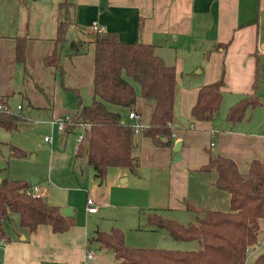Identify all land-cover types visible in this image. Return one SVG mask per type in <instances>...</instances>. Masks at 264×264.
<instances>
[{
	"label": "crops",
	"instance_id": "obj_1",
	"mask_svg": "<svg viewBox=\"0 0 264 264\" xmlns=\"http://www.w3.org/2000/svg\"><path fill=\"white\" fill-rule=\"evenodd\" d=\"M63 2L69 4L70 15L66 40L85 41L87 48L84 53L68 55L66 42L62 66L91 74V97L94 45L89 37L94 33L90 27L94 21L104 31L115 33L120 41L153 44L164 63L174 66L177 95L170 144L157 145L137 132L135 172L109 166L104 180L98 183L92 169L96 182L82 190L85 205L86 197L91 196L96 210L86 211L97 213L100 209L102 218H114L118 226L110 224L107 228L102 224L101 229L87 230L76 222L63 232H54L49 224H40L29 232L19 226L17 214L11 213L5 223L9 239L0 241V264H117L112 251L100 247L93 238L96 230L124 228L122 214L130 223L138 218L140 208L147 209L146 214L155 212L186 224L195 218V213L186 209L187 201L198 208L229 211L230 194L216 186L217 172L200 169L208 161L209 152L231 158L240 172H247L254 159L264 162V0H0V93L6 95L12 88V74L20 64L14 60V46L21 35L27 36L25 62L21 64L23 80L32 76L37 86L49 80L52 68L43 63V58L54 48L58 8ZM218 79L223 81L218 113L210 120L194 118L191 107L200 86ZM250 94H256L260 104L248 109L242 120L228 121V108ZM76 99L77 108L81 100L77 91ZM0 101L8 105L6 96ZM145 103L143 127L148 125L153 108L152 101ZM135 105L110 108L129 123V110L141 118V110ZM75 148L74 159L86 160L84 156L75 157ZM29 186L46 202L67 206L49 199L41 186L30 182ZM160 231L170 238L164 229ZM86 251L92 257L87 258ZM262 251L264 219L260 220L256 242L248 247L247 260Z\"/></svg>",
	"mask_w": 264,
	"mask_h": 264
},
{
	"label": "trees",
	"instance_id": "obj_2",
	"mask_svg": "<svg viewBox=\"0 0 264 264\" xmlns=\"http://www.w3.org/2000/svg\"><path fill=\"white\" fill-rule=\"evenodd\" d=\"M68 7L63 2L58 8L54 48L43 58V63L60 75L62 51L68 42L65 37L70 23ZM26 39V35L16 37L14 46V60L22 65ZM89 40L94 45L91 101L88 104L78 101L73 120L65 131L83 123L75 157L84 156L92 166L93 177L101 183L109 166L127 167L131 172L138 167V155L133 152L136 147L133 137L137 132L110 106L131 107L136 98L134 83L138 84L140 95L153 104L148 125L138 132L157 145H168L174 127L177 86L174 66L164 63L153 44L141 40L123 42L108 31L91 33ZM67 48L68 55L84 53L87 43L70 40ZM222 84V79H218L200 86L191 107L194 118L210 120L218 113ZM259 104L256 94L246 95L228 108L225 118L230 122L240 121L248 109ZM20 118L11 111L0 110V126L6 130L16 129ZM10 149L15 155L23 153L17 147ZM200 169L217 172L216 186L230 194L229 211L198 208L187 201L186 209L193 211L195 218L186 224L155 212L147 213L146 218L147 223L164 229L174 239L197 241V248L133 247L125 243L119 227L96 230L93 238L100 247L112 251L117 264H264V251L247 260L248 247L256 242L260 220L264 219V162L254 159L247 172H240L231 158L209 152L208 161ZM28 187L27 180L0 177V240L9 239L5 223L11 213L17 214L19 226L29 232L40 224H49L54 232H63L73 225V216H65L61 206L50 204L41 196L28 194Z\"/></svg>",
	"mask_w": 264,
	"mask_h": 264
},
{
	"label": "rangeland",
	"instance_id": "obj_3",
	"mask_svg": "<svg viewBox=\"0 0 264 264\" xmlns=\"http://www.w3.org/2000/svg\"><path fill=\"white\" fill-rule=\"evenodd\" d=\"M62 69V75L59 72L54 74L51 69L48 74L49 80H45L44 85L37 86L34 85L32 76L23 80V66L18 64L12 74L11 90H7L9 92L6 95V92L0 93V99L7 97L10 111L21 117L16 129L9 131L0 126V177L27 181H30L31 177L36 178L35 185L46 189L49 199L55 198L73 208V225L79 222L85 225L87 230L95 227L101 229L102 224L107 228L110 224L118 226L113 217V219L102 218L100 209L97 213L86 211V195L85 190L82 189L83 187L90 189L91 183L96 181L92 179V168L87 161L74 159V148L82 127L75 126L71 132L62 133L58 132L55 123L64 114L76 113V91L83 103L91 101V74L68 70L64 65ZM134 85L137 98L135 106L137 108L139 106L141 110V118L138 119L137 124L142 129L146 121L145 102L150 100L143 99L138 84L134 83ZM17 105H20L21 109H17ZM124 119L127 121V116ZM131 120H128V124H136L134 119ZM45 137L48 140L44 139ZM11 147L21 149L23 153L12 154ZM118 169L123 170L120 168L115 170ZM125 171L130 174L128 170ZM135 210L133 209L134 212ZM145 212L147 209L140 208L138 218H134L130 223L122 214L124 228L119 227L123 230L127 245L165 249L198 247L195 240L182 241L171 236L167 238V234L164 235L160 231L163 229L147 223ZM110 220L112 222H108ZM11 224L14 225V219Z\"/></svg>",
	"mask_w": 264,
	"mask_h": 264
},
{
	"label": "built area",
	"instance_id": "obj_4",
	"mask_svg": "<svg viewBox=\"0 0 264 264\" xmlns=\"http://www.w3.org/2000/svg\"><path fill=\"white\" fill-rule=\"evenodd\" d=\"M90 27L94 32H103L104 31V27L95 21L91 23ZM20 107H21L20 105L16 106L17 109H20ZM0 110L10 111V108L3 101H0ZM127 115L129 118H132L135 120L136 124H132V125L134 127L135 132H138V130L140 128L137 124L138 114L134 110H129ZM73 116H74L73 114L72 115L71 114H64L63 116H61L60 118L57 119V121L55 123L57 125L58 132L63 133L65 131L66 126L72 122ZM53 124H54V121H53ZM77 126H81L82 130H83V123L80 122L77 124ZM82 130L80 131V134H78V136H77V142H79L82 138ZM44 139L48 140V138H46V137ZM26 192L28 194L33 195V196H39L36 192V189L33 186H31V187L29 186L26 189ZM86 204H87L86 210L88 212H94L96 210L94 199L91 196L86 197ZM0 241H2V240H0ZM85 256L87 258H90V257H92V253L90 251H86ZM75 264H83V263L81 261H78Z\"/></svg>",
	"mask_w": 264,
	"mask_h": 264
},
{
	"label": "water",
	"instance_id": "obj_5",
	"mask_svg": "<svg viewBox=\"0 0 264 264\" xmlns=\"http://www.w3.org/2000/svg\"><path fill=\"white\" fill-rule=\"evenodd\" d=\"M135 139L136 136L133 137V144H135ZM161 140L166 141L165 137H162ZM179 143L176 144V147H178ZM84 150H86V147H84ZM37 181L36 178L31 177L30 178V184H35V182ZM62 214H64L67 217H72L73 216V208L71 206H61L60 208Z\"/></svg>",
	"mask_w": 264,
	"mask_h": 264
}]
</instances>
